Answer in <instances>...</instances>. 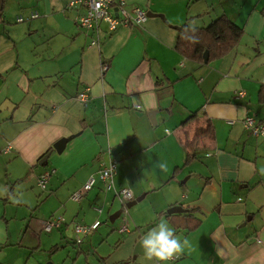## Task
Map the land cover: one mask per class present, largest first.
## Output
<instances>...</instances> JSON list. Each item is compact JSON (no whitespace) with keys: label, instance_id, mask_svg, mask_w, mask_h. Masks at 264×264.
Masks as SVG:
<instances>
[{"label":"crops","instance_id":"1","mask_svg":"<svg viewBox=\"0 0 264 264\" xmlns=\"http://www.w3.org/2000/svg\"><path fill=\"white\" fill-rule=\"evenodd\" d=\"M70 1L0 0V264H157L140 239L161 219L189 242L167 264H264V136L242 122L264 121L257 101L264 0H126L165 20L147 16L113 31L100 22L98 45L77 23L83 9ZM220 14L243 30L228 53L199 62L176 49L181 25L206 26ZM84 88L89 97L82 102L76 95ZM194 110L211 123L213 140L186 160L180 125ZM109 155L117 162L115 187L142 198L126 211L130 227L117 229L113 245L102 248L91 234L77 245L75 222L102 223L121 208L99 180L79 202L70 198ZM158 160L167 162L166 172L154 168ZM48 168L38 205L42 190L33 186ZM24 179L30 199H13L14 182ZM172 205L186 210L167 213ZM55 214L64 224L42 230Z\"/></svg>","mask_w":264,"mask_h":264},{"label":"built area","instance_id":"2","mask_svg":"<svg viewBox=\"0 0 264 264\" xmlns=\"http://www.w3.org/2000/svg\"><path fill=\"white\" fill-rule=\"evenodd\" d=\"M69 5H78L83 9V12L77 17V23L86 31L93 32L94 35L90 41L92 45H98L100 43V22L106 25L108 31H113L122 25L140 24L147 18V9L136 5L128 6L126 0H71ZM37 15L36 12H33L30 17H36ZM16 20L22 21L23 17L18 16ZM106 67L107 64L103 63L101 70L103 71ZM88 91V88H84L77 93L76 97L84 102L89 97ZM243 95L244 90L239 89L236 91V97L239 98ZM242 122L244 127L252 134L264 136V122L258 121L252 116H245ZM10 146V144H7L5 151L9 150ZM116 169V159L109 155L106 160L100 161V168L95 173L90 174L82 186L70 194V198L75 202H79L83 195L94 186L97 180H99L104 190H113L116 198H118L120 202L121 213H123V211L126 210L125 203L133 198V193L128 187H115L114 178ZM52 171V168H48L38 174L36 184L40 189L46 187ZM95 209L97 212H101L100 207H95ZM64 222L65 218L62 214H55L43 220L41 226L45 232H49L52 229L60 228ZM100 223L101 221L99 219H95L91 223L75 222L72 226L74 242L80 244L88 234L92 233L100 225ZM117 229L119 232L127 231L128 224L124 220Z\"/></svg>","mask_w":264,"mask_h":264},{"label":"trees","instance_id":"3","mask_svg":"<svg viewBox=\"0 0 264 264\" xmlns=\"http://www.w3.org/2000/svg\"><path fill=\"white\" fill-rule=\"evenodd\" d=\"M242 33V28L232 22L226 14H220L206 26L196 27L188 23L181 25L175 47L185 57L201 62L205 49L208 50L209 58L222 57L237 44ZM257 101L264 107V83L258 87ZM180 129L182 130L180 140L187 151L186 160L195 157L201 150L207 149L208 144L213 140V127L208 119L199 114L198 110H194L181 123ZM190 131H193V135L189 138L187 136ZM45 189L46 187L40 190ZM160 215H167V213L162 211Z\"/></svg>","mask_w":264,"mask_h":264},{"label":"clouds","instance_id":"4","mask_svg":"<svg viewBox=\"0 0 264 264\" xmlns=\"http://www.w3.org/2000/svg\"><path fill=\"white\" fill-rule=\"evenodd\" d=\"M154 168L161 172L168 170L166 161H156ZM140 246L148 260H155L157 264H167L173 258H178L189 246L187 239L177 236L175 229L161 219L154 227L148 230L140 239Z\"/></svg>","mask_w":264,"mask_h":264},{"label":"rangeland","instance_id":"5","mask_svg":"<svg viewBox=\"0 0 264 264\" xmlns=\"http://www.w3.org/2000/svg\"><path fill=\"white\" fill-rule=\"evenodd\" d=\"M193 135V131H190V133L188 134V136L187 137H191ZM4 168V167H3ZM27 182H28V180L27 179H24L23 181H20V180H17L16 182H14L15 183V185H14V187H15V189L13 190V199H19V200H24V199H26V200H28V199H30V197H31V195L29 194V195H26V193H28V189L30 190V188H25V187H29L28 185H27ZM33 189H34V192L35 193H38V192H40L41 190H39L35 185L33 186ZM47 191H48V188L46 187V189L45 190H42L40 193V196H39V199H38V197H36L35 196V199H38L39 200V202H38V205L39 204H41V202H42V199L43 198H45V196H46V194H47ZM42 198V199H41ZM36 200H35V202H31L32 204V206H34L35 204H36ZM30 203V202H29ZM19 204V203H18ZM45 206V205H44ZM35 207V206H34ZM18 208H19V210L21 211V205L19 204L18 205ZM130 208V207H129ZM129 208H126V210H124L123 211V213H121V215L120 216H118L113 222H110L108 219H106V220H103V222L100 224V226L96 229V230H94L92 233H90L91 235H89V236H91V237H93V240L96 238V240L97 239H99L100 238V240L102 239V243H101V246H103L102 248H106V247H109V246H111V245H113L112 243H114V241H115V239L117 238V237H119V236H121V235H119V233H118V231H117V226L118 225H120L124 220H125V216L127 215V210L129 211ZM37 209V208H36ZM24 210V209H23ZM26 210V213H28L29 212V210L28 209H25ZM126 219H127V216H126ZM126 221V220H125ZM17 222H19V221H17ZM128 226H129V224H128ZM115 227V229H112V228H114ZM130 227V226H129ZM106 228H110V229H108V234L109 235H107V234H102V233H104L103 231L106 229ZM42 229V228H41ZM43 230V229H42ZM54 230V229H53ZM102 232V233H101ZM126 233V232H125ZM87 237V236H86ZM85 237V238H86ZM85 238L83 239V241L85 240ZM83 241L80 243V244H82L83 243ZM80 244H77V245H80Z\"/></svg>","mask_w":264,"mask_h":264},{"label":"water","instance_id":"6","mask_svg":"<svg viewBox=\"0 0 264 264\" xmlns=\"http://www.w3.org/2000/svg\"><path fill=\"white\" fill-rule=\"evenodd\" d=\"M146 14L147 16H159L161 17L163 20H165V17H164V14L162 13H156V12H153L151 10H147L146 11ZM202 58H203V61L206 62L208 60V50L205 49L202 53ZM149 115V118L150 120H153L154 122V119H155V110H153L152 112L148 113ZM73 137V135H69V136H66V137H60L58 138L53 144H52V147L54 148V150H56L57 152H60L63 148H64V145L66 144V142L71 138ZM50 151H47L39 160H38V164L39 165H43L49 155ZM142 198V195L141 196H138L136 198H132L131 200L127 201L125 203V206L126 208H129L131 207L133 204L136 203V201L140 200ZM186 209L183 208L181 205H172L170 207H168L166 209V212L167 213H178V212H183L185 211ZM121 213V208L120 209H117L115 212H113L110 216H109V221L110 222H113L118 216L119 214Z\"/></svg>","mask_w":264,"mask_h":264}]
</instances>
